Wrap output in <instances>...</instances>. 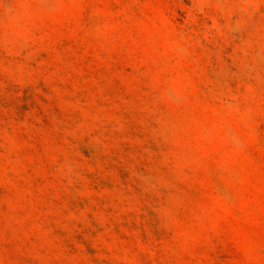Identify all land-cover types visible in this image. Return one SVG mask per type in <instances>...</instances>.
Returning <instances> with one entry per match:
<instances>
[{
    "label": "rangeland",
    "instance_id": "obj_1",
    "mask_svg": "<svg viewBox=\"0 0 264 264\" xmlns=\"http://www.w3.org/2000/svg\"><path fill=\"white\" fill-rule=\"evenodd\" d=\"M0 264H264V0H0Z\"/></svg>",
    "mask_w": 264,
    "mask_h": 264
}]
</instances>
